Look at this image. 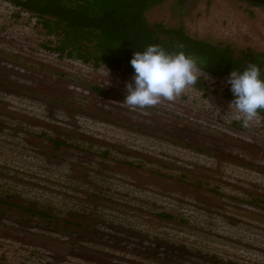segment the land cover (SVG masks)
Wrapping results in <instances>:
<instances>
[{"label": "rangeland", "instance_id": "1", "mask_svg": "<svg viewBox=\"0 0 264 264\" xmlns=\"http://www.w3.org/2000/svg\"><path fill=\"white\" fill-rule=\"evenodd\" d=\"M147 17L264 52V6L246 0ZM51 38L0 0V207L40 219H0V264H264V121L234 119L230 74L197 66L208 95L130 110L135 74L60 58Z\"/></svg>", "mask_w": 264, "mask_h": 264}, {"label": "trees", "instance_id": "2", "mask_svg": "<svg viewBox=\"0 0 264 264\" xmlns=\"http://www.w3.org/2000/svg\"><path fill=\"white\" fill-rule=\"evenodd\" d=\"M20 10L36 15L49 39L45 48L60 58L78 61L94 69H108L127 78L135 74L131 59L148 45L168 52L184 51L206 72L226 76L257 64L264 79V52L237 49L224 41L191 36L184 26L150 22L147 13L164 0H11ZM186 0H178L182 5ZM255 4V3H254ZM179 45H183L182 48ZM197 89L210 91L199 76ZM227 96L233 101L234 95ZM264 121V110L260 111Z\"/></svg>", "mask_w": 264, "mask_h": 264}, {"label": "clouds", "instance_id": "3", "mask_svg": "<svg viewBox=\"0 0 264 264\" xmlns=\"http://www.w3.org/2000/svg\"><path fill=\"white\" fill-rule=\"evenodd\" d=\"M131 65L135 75L126 83L127 95L120 102L130 110L155 107L162 101L174 102L196 84L201 73L195 58L184 51L168 52L161 45H148L144 51L135 52ZM260 77V67L249 63L242 72L235 69L227 78L235 97L229 110L245 129L264 110V79Z\"/></svg>", "mask_w": 264, "mask_h": 264}, {"label": "flooded vegetation", "instance_id": "4", "mask_svg": "<svg viewBox=\"0 0 264 264\" xmlns=\"http://www.w3.org/2000/svg\"><path fill=\"white\" fill-rule=\"evenodd\" d=\"M94 88H97V87H94ZM100 90L102 91H106V92H110L108 91L107 88H104V87H101L99 88ZM105 94V93H104ZM107 94H114L112 92L110 93H107ZM123 99H125L124 97H122ZM73 100H77L78 103H79V98H75ZM204 128V127H202ZM70 132V131H69ZM68 132V133H69ZM78 135V134H77ZM77 135H75V137H78ZM69 137V136H68ZM63 139V138H62ZM67 139V138H66ZM63 141H65L62 145H67L68 143H66L67 141L65 140V138L63 139ZM69 147V146H68ZM3 207H0V219H3V218H6V217H11L10 214L12 215V219H15V221H19V222H24V223H32L33 225H38L40 222H38L37 220H40L39 218H37L36 220H32L30 215H28L27 212H20L19 214L17 215H14L13 213H8V207H4V209H2ZM30 214V213H29Z\"/></svg>", "mask_w": 264, "mask_h": 264}, {"label": "water", "instance_id": "5", "mask_svg": "<svg viewBox=\"0 0 264 264\" xmlns=\"http://www.w3.org/2000/svg\"><path fill=\"white\" fill-rule=\"evenodd\" d=\"M246 1L264 6V0H246Z\"/></svg>", "mask_w": 264, "mask_h": 264}]
</instances>
